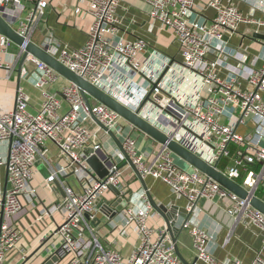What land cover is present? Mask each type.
Listing matches in <instances>:
<instances>
[{
	"label": "built area",
	"instance_id": "2783aa9c",
	"mask_svg": "<svg viewBox=\"0 0 264 264\" xmlns=\"http://www.w3.org/2000/svg\"><path fill=\"white\" fill-rule=\"evenodd\" d=\"M125 1H89L88 12L94 21L82 48H58L53 38L48 39L44 48L73 72L105 91V83L115 79L114 69L123 68L129 72L130 83H134L139 74L146 73L151 84L144 97L133 99L128 105L121 102L134 111L143 105V117L212 165L230 155L232 143L240 146L234 164L224 173L235 180L245 170L241 185L256 195L260 187H264V64L244 72L226 67L222 56L228 55L224 34L235 33L243 23L264 25V21L246 16L232 0H212L215 15L207 22L191 18L196 0H146L150 18L174 32L183 65L199 77L201 93L194 100L179 102L174 90L168 91L161 81L158 82L163 70L159 74L146 72L147 43L144 39L114 38L120 23L118 9ZM245 1L264 5V0ZM48 7L49 0H36L32 7L24 0H0V13L14 27L18 26L15 28L20 34L30 38ZM13 44L0 33V70L5 71L6 79L12 78L25 48L19 47L14 61L8 62L5 57ZM28 62L36 67L35 86L43 89L40 108L30 111V96L19 87L12 107L0 109V167L7 170V187H0V264H7L15 254L20 255L21 264H26L43 247L41 245L32 254L23 247L16 223L24 209L23 199L32 201L39 195L32 185L37 161L42 159L51 166L47 157L48 143H53L59 150V164L56 168L51 166L47 182L58 181L64 197L56 205L63 221L49 237L57 238L58 245L48 251L43 264L53 257L57 258L53 264H183L167 227L156 228L149 224L153 208L146 193L141 194L145 208L123 210L127 225H134L138 234V244L132 253L124 257L118 250L103 245L91 221L98 209H108L106 202L98 204L111 185L119 188L122 196L128 195L122 181L123 164L128 163L123 151L93 115L117 137L123 134L124 119L97 100L91 101L90 109L79 87L69 81L62 87L60 95L51 92L49 87L63 76L33 55L27 57L24 65ZM219 67L228 70L229 75L220 76L216 72ZM2 79L0 76V84ZM242 80L252 88L241 87ZM149 107L157 110L156 115L144 112ZM248 122L253 124L252 132L240 134L237 127ZM121 142L141 175L145 179L153 177L163 181L178 197L187 200L190 211L201 199L229 198L232 204L226 212L235 218V222L257 227L264 233V213L198 169L190 171L179 166L176 154L166 145L160 144L161 147L150 154L139 151L132 134L126 135ZM1 145L8 148L7 157L3 155ZM93 155L107 167L106 177H98L89 165L88 159ZM247 165H258V168L247 169ZM67 176L72 177L73 182H64L63 177ZM51 213L46 209L41 216L44 218ZM190 231L198 260L208 264H229L211 255L208 244L212 235L198 226H192ZM231 234L232 231L226 242ZM230 264L244 263L235 259ZM251 264H264L262 251L257 252Z\"/></svg>",
	"mask_w": 264,
	"mask_h": 264
},
{
	"label": "crops",
	"instance_id": "0c3cea01",
	"mask_svg": "<svg viewBox=\"0 0 264 264\" xmlns=\"http://www.w3.org/2000/svg\"><path fill=\"white\" fill-rule=\"evenodd\" d=\"M89 1L49 0L46 14L32 33L31 40L45 47L48 39L53 38L58 48L64 46L75 49L82 48L86 44L88 32L94 21L92 15L88 12ZM211 1L196 0V8L192 12L191 18L199 22L210 21L215 15V9L211 5ZM228 1L224 0V2ZM252 1L255 2L256 0ZM24 2L28 7H32L36 0H24ZM232 2L246 16L264 21V5L253 4L245 0H232ZM118 14L120 18L119 29L114 38L125 40L144 39L147 43L146 54L144 55L146 72L151 71L153 74H159L163 70L158 82L161 81L168 91L174 90V96L179 102L194 100L200 92L199 77L183 65L174 32L150 18V6L146 0H126L118 9ZM15 27L18 26L15 25ZM223 39L228 55L222 56L226 61H220L226 67L250 72L263 66L264 25L243 23L235 33L227 32L224 34ZM19 52V46L13 44L5 59L8 62L14 61ZM214 57L215 54L212 55L213 59ZM166 61H168V64H166ZM216 72L222 77L229 75V71L221 67L216 68ZM0 76L3 77L0 84L1 110L12 107L19 87H23L30 96V111L35 112L40 108L43 101V89L34 84L37 78L34 63L28 62L26 65L20 66L19 61L11 79L4 78V70H0ZM113 77L115 79L107 81L104 89L127 105L132 103L133 99L143 98L151 84V80L146 73L139 74L134 78V83H130L129 72L123 68L114 69ZM66 84H68V81L61 78L57 83L51 85L49 90L60 95L62 87ZM241 87L244 89L252 88L243 80L241 81ZM146 111L151 112L152 116L157 113V110L151 107L145 108L144 112ZM150 118L152 117L150 116ZM122 126L123 134L119 138L123 140L126 135L132 134L137 140L139 151L152 154L161 147L160 143L136 129L131 123L123 120ZM252 129L253 124L251 122L237 127V131L242 135L251 133ZM1 147L4 149L6 146L1 145ZM48 147L47 157L51 166L56 168L59 164V150L53 143H48ZM240 149V146L232 143L230 145V155L219 161L218 168L223 172H227L234 164L237 152ZM175 158L179 166L190 171L194 170L177 155ZM51 166L42 159L37 161L32 185L38 189L39 195L32 201L23 199L24 209L17 219L16 224L22 235V246L31 251V254L38 247L43 246L41 252L32 256L26 264H43L48 251L58 245L57 238L51 237L49 239V237L63 221V215L56 208V205L64 197V190L58 181L52 184L47 182V178L51 174ZM246 168L257 169L258 165H247ZM2 170L4 176L0 177V187L6 188V167H0V172ZM123 171L122 181L124 187L128 190V195L125 196L128 204L117 213H113L107 208L98 209L91 225L106 248L116 249L124 257H128L138 244V234L134 225H127L123 210L128 207H133L135 210L145 208L146 203L141 194L146 192L131 166L124 163ZM245 175L246 171L242 170V176L235 180L239 182L238 180L242 178L244 181ZM63 181L73 182V178L70 176L63 177ZM146 181L154 200L159 205L164 206L168 212L175 208L185 215L189 213L187 217L178 215L176 222L177 227H180L186 218L188 220V225L178 238L183 264H193L197 259L193 236L190 231L192 226H198L212 235L213 239L209 242L208 249L217 260L230 264L233 260L239 259L244 264H251L257 252L262 251L264 255V233L257 227L236 223L235 218L226 212V209L232 204L229 198L201 199L195 209L190 212L187 200L178 197L163 181L153 177H147ZM259 193L262 196H259ZM256 195L264 199V187L261 186ZM116 198V193L110 189L101 198L98 206L103 202L113 203ZM46 209H49L52 213L50 215L46 214L42 218L41 215L45 213ZM0 220H2L1 212ZM149 224L156 228L166 226L164 217L154 208L151 212ZM231 231L230 239L226 242ZM43 239H46V242L41 244ZM21 263L20 255L15 254L9 258L7 264ZM197 264L208 263L198 260Z\"/></svg>",
	"mask_w": 264,
	"mask_h": 264
},
{
	"label": "water",
	"instance_id": "95a60500",
	"mask_svg": "<svg viewBox=\"0 0 264 264\" xmlns=\"http://www.w3.org/2000/svg\"><path fill=\"white\" fill-rule=\"evenodd\" d=\"M0 33L7 36L17 46L19 47L25 46L24 50L22 51V54L20 55V66L24 65L29 55H33L36 58L42 60L50 67H52L54 70H56L60 75H62L63 78H65L67 81L79 87V89L83 94L85 102L90 109H91V99L97 100L107 105L108 107L119 113L124 120L131 123L136 129L147 134L149 137H151L161 145H166L170 150H172L178 157H180L185 162H187L191 167H193L194 169H198L202 173L206 174L208 177L216 180L222 186L232 191L233 193L237 194L241 198L249 200L252 206H254L262 213H264V199L258 197L253 193H250L239 182L232 179L226 173L221 171L218 168V163L213 165L208 163L203 158H201L200 156L189 150L186 146L175 141L172 135H168L158 126H156L155 124L147 120L145 117H143L141 115V110L143 108V105H141L138 109L134 111L128 106H126L124 103L119 101L112 94L108 93L107 91L101 89L98 86L93 85L82 76L73 72L62 62H60L55 56L48 53L44 47L34 43L31 40L30 36H25L20 34L17 31V29L9 22V20L2 13H0ZM93 118L99 123V125L105 131H107L112 136L117 146L125 154L127 163L133 168L137 177L141 181L142 186L146 192V195L152 207L164 217L167 230L172 237L176 252L181 257V259H183L179 251L178 238L181 235V233L184 231L188 220L186 218L183 221V223L180 225V227H177L176 222L178 215L187 217V214L189 213L185 215L180 211L178 212L175 208L168 212L164 206L159 205L154 200L147 185L146 179L141 175V173L133 163L132 159L124 150L123 144L119 139V137H117V135L112 130H109L106 126H104L94 115ZM88 163L95 171L98 177L104 178L108 175L107 167L96 155L91 156L88 159ZM58 187L61 188L60 185H58ZM110 189L116 193L117 198L113 203L106 202V204L109 210H111L113 213H117L128 204V200L124 196H122L121 191L116 186L111 185ZM56 260L57 258L53 257L47 262V264H53V262ZM197 261L198 258L194 261L193 264H196Z\"/></svg>",
	"mask_w": 264,
	"mask_h": 264
},
{
	"label": "rangeland",
	"instance_id": "374dc122",
	"mask_svg": "<svg viewBox=\"0 0 264 264\" xmlns=\"http://www.w3.org/2000/svg\"><path fill=\"white\" fill-rule=\"evenodd\" d=\"M16 45V44H15ZM91 101L92 102H94V99H91ZM7 151H8V148H4V149H2V153H3V155H5V157H7ZM184 161V160H183ZM185 162V161H184ZM1 176H4V171L2 170V172H0V177Z\"/></svg>",
	"mask_w": 264,
	"mask_h": 264
},
{
	"label": "trees",
	"instance_id": "16d2710c",
	"mask_svg": "<svg viewBox=\"0 0 264 264\" xmlns=\"http://www.w3.org/2000/svg\"><path fill=\"white\" fill-rule=\"evenodd\" d=\"M239 182H243V179L241 178V179H239L238 180ZM259 196H262L260 193L258 194Z\"/></svg>",
	"mask_w": 264,
	"mask_h": 264
}]
</instances>
